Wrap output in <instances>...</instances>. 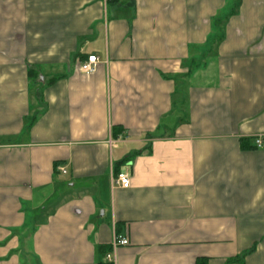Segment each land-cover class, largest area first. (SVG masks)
I'll return each mask as SVG.
<instances>
[{"label": "crops", "instance_id": "1", "mask_svg": "<svg viewBox=\"0 0 264 264\" xmlns=\"http://www.w3.org/2000/svg\"><path fill=\"white\" fill-rule=\"evenodd\" d=\"M257 138L264 0H0V264H264Z\"/></svg>", "mask_w": 264, "mask_h": 264}, {"label": "built area", "instance_id": "2", "mask_svg": "<svg viewBox=\"0 0 264 264\" xmlns=\"http://www.w3.org/2000/svg\"><path fill=\"white\" fill-rule=\"evenodd\" d=\"M98 59L94 55L88 56L85 61L79 63L78 71L81 75H91L96 72ZM112 145H114L112 143ZM254 147L256 149H264V139L257 138L254 140ZM115 185L123 189H127L130 185L129 176L125 173L118 174L115 179ZM129 245L127 238L114 235L110 245V250L104 255V264H116V250L119 247H126Z\"/></svg>", "mask_w": 264, "mask_h": 264}, {"label": "trees", "instance_id": "3", "mask_svg": "<svg viewBox=\"0 0 264 264\" xmlns=\"http://www.w3.org/2000/svg\"><path fill=\"white\" fill-rule=\"evenodd\" d=\"M196 264H206V260L205 259H198L196 261Z\"/></svg>", "mask_w": 264, "mask_h": 264}]
</instances>
